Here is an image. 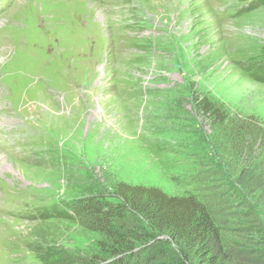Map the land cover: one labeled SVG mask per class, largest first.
<instances>
[{
	"label": "rangeland",
	"instance_id": "374dc122",
	"mask_svg": "<svg viewBox=\"0 0 264 264\" xmlns=\"http://www.w3.org/2000/svg\"><path fill=\"white\" fill-rule=\"evenodd\" d=\"M200 99L264 126V0H0V264H89L91 219L51 215L119 183L194 195L226 246L263 249Z\"/></svg>",
	"mask_w": 264,
	"mask_h": 264
},
{
	"label": "trees",
	"instance_id": "16d2710c",
	"mask_svg": "<svg viewBox=\"0 0 264 264\" xmlns=\"http://www.w3.org/2000/svg\"><path fill=\"white\" fill-rule=\"evenodd\" d=\"M198 102L224 126L227 155L237 163L229 173L242 204L249 203L252 217L263 215L264 126L253 116L228 118L218 105ZM115 188L119 202L91 195L75 199L71 212L51 215L68 221L91 219L90 227L102 239L87 258L89 264H264V248L226 246L207 201L187 193L169 195L153 186L119 183ZM56 256L51 264L76 258Z\"/></svg>",
	"mask_w": 264,
	"mask_h": 264
}]
</instances>
